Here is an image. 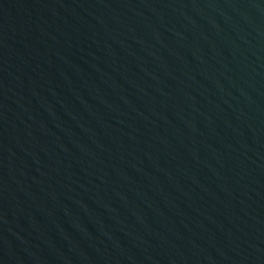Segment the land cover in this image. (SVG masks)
Segmentation results:
<instances>
[{"label":"water","instance_id":"obj_1","mask_svg":"<svg viewBox=\"0 0 264 264\" xmlns=\"http://www.w3.org/2000/svg\"><path fill=\"white\" fill-rule=\"evenodd\" d=\"M0 264H264V0H0Z\"/></svg>","mask_w":264,"mask_h":264}]
</instances>
